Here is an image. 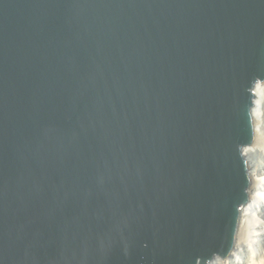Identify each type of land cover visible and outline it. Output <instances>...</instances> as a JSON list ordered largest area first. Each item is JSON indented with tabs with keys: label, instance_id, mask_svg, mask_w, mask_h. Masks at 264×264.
<instances>
[{
	"label": "water",
	"instance_id": "obj_1",
	"mask_svg": "<svg viewBox=\"0 0 264 264\" xmlns=\"http://www.w3.org/2000/svg\"><path fill=\"white\" fill-rule=\"evenodd\" d=\"M264 0H0V264H211L251 178Z\"/></svg>",
	"mask_w": 264,
	"mask_h": 264
},
{
	"label": "bare ground",
	"instance_id": "obj_2",
	"mask_svg": "<svg viewBox=\"0 0 264 264\" xmlns=\"http://www.w3.org/2000/svg\"><path fill=\"white\" fill-rule=\"evenodd\" d=\"M253 91L254 142L242 151L251 178L250 200L243 207L232 256L225 261L216 258L211 264H264V82L257 83Z\"/></svg>",
	"mask_w": 264,
	"mask_h": 264
},
{
	"label": "rangeland",
	"instance_id": "obj_3",
	"mask_svg": "<svg viewBox=\"0 0 264 264\" xmlns=\"http://www.w3.org/2000/svg\"><path fill=\"white\" fill-rule=\"evenodd\" d=\"M264 110V109H263ZM260 160H262V159H260ZM264 161V160H263ZM222 264V263H221Z\"/></svg>",
	"mask_w": 264,
	"mask_h": 264
}]
</instances>
